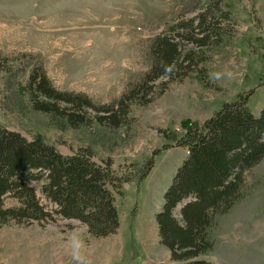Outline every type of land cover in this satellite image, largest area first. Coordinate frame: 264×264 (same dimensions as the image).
Masks as SVG:
<instances>
[{
  "label": "rangeland",
  "instance_id": "rangeland-1",
  "mask_svg": "<svg viewBox=\"0 0 264 264\" xmlns=\"http://www.w3.org/2000/svg\"><path fill=\"white\" fill-rule=\"evenodd\" d=\"M223 1L234 25L203 64L210 86L191 73L149 104L133 105L120 127L72 128L33 108L25 87L34 65L41 63L60 90L112 103L149 69L153 38L172 22L197 16L206 0H0V127L28 139L42 135L67 155L91 147L95 161L110 158L116 169L138 173L154 160L142 181L125 182L115 193V234L95 237L79 221L64 219L3 225L0 264H76L70 245L77 233L84 234L81 264L176 263L160 243L156 214L188 150L166 136L182 137L183 121L204 122L241 93L251 92L256 116L264 104V0ZM5 204L17 201L7 197ZM210 235L214 246L200 258L264 264V158L246 172L241 197L217 217Z\"/></svg>",
  "mask_w": 264,
  "mask_h": 264
},
{
  "label": "trees",
  "instance_id": "trees-1",
  "mask_svg": "<svg viewBox=\"0 0 264 264\" xmlns=\"http://www.w3.org/2000/svg\"><path fill=\"white\" fill-rule=\"evenodd\" d=\"M224 5L206 0L197 16L174 21L158 33L150 44L149 69L112 103L99 105L83 92L60 90L41 63L34 65L25 87L33 108L72 128L91 123L117 128L133 105L149 104L175 80L196 73L210 86L203 64L209 50L232 35L234 25ZM250 94L223 103L204 122L183 121L182 137L166 136L188 150L156 214L160 243L175 264H213L200 258L214 246L210 230L241 197L246 172L264 158V104L256 116L248 105ZM153 165L151 157L138 173L116 169L110 158L95 161L91 147L67 155L42 135L28 139L0 127V226L76 220L93 236L108 237L120 227L115 193L125 182L142 181ZM7 197L17 204L8 207Z\"/></svg>",
  "mask_w": 264,
  "mask_h": 264
},
{
  "label": "clouds",
  "instance_id": "clouds-1",
  "mask_svg": "<svg viewBox=\"0 0 264 264\" xmlns=\"http://www.w3.org/2000/svg\"><path fill=\"white\" fill-rule=\"evenodd\" d=\"M71 250H72V256L73 259L76 261V264H81V261L83 259V248H84V234L83 233H77L74 235L71 239Z\"/></svg>",
  "mask_w": 264,
  "mask_h": 264
}]
</instances>
